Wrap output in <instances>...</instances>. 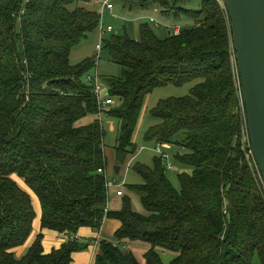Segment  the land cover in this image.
I'll use <instances>...</instances> for the list:
<instances>
[{
    "label": "trees",
    "instance_id": "obj_1",
    "mask_svg": "<svg viewBox=\"0 0 264 264\" xmlns=\"http://www.w3.org/2000/svg\"><path fill=\"white\" fill-rule=\"evenodd\" d=\"M96 1L0 0V264H71L83 245L79 229L99 231L107 218L121 222L120 243L101 240L93 264H165L160 248L177 254L169 264H251L255 254L264 264V192L240 141L228 13L216 0H124L155 3L169 18L185 19L179 34L162 37L145 22L138 39L114 31L103 38L102 50L122 74L104 79L115 103L100 109L86 80L96 56L71 61L72 51L99 28ZM188 83H194L188 95L162 99L151 111L157 122L145 134L171 153L177 149L180 188L156 155L153 165H133L141 183L125 184L145 212L133 208L128 194L119 210H110L99 172L108 169L104 122L78 121L102 113L116 120L122 169L137 152L134 137L148 95ZM15 176L39 198L42 230L67 235L59 249L45 253L39 232L17 257L14 249L32 235L36 211ZM125 240L150 244L144 263Z\"/></svg>",
    "mask_w": 264,
    "mask_h": 264
},
{
    "label": "rangeland",
    "instance_id": "obj_2",
    "mask_svg": "<svg viewBox=\"0 0 264 264\" xmlns=\"http://www.w3.org/2000/svg\"><path fill=\"white\" fill-rule=\"evenodd\" d=\"M115 8L112 10H106L105 16L103 18V21L106 25H112L114 27V32L119 34H129V36L138 39L140 36V25L143 23H149L151 27L159 34L160 36L164 37L166 34L169 33L168 30H163L160 28L161 25H164V23H160L157 21V23H151L149 19L142 18L138 19V14H131L130 10L126 8L125 1L124 0H113ZM92 7V6H91ZM93 8V7H92ZM95 9H98V7H95ZM151 11H148L147 15H155L157 19H163V16L166 17L163 12H154L153 9L150 8ZM159 19V20H160ZM172 21H174L176 24H179L181 20H184L185 18L182 16L181 19L177 18H170ZM141 23V24H140ZM140 24V25H139ZM110 33L104 34V37L109 36ZM100 43V31L97 29L94 32L90 33L89 36L84 39L78 47H76L71 54V61L73 64H77L81 62L82 60L90 57H94L97 52V44ZM235 51L231 50V55L235 56ZM98 70L101 80H102V97L107 96L109 93L108 88L104 85V79L106 77H112V76H121L122 74V67L115 62H113L110 59V55L106 50H101L100 52V58L98 60L97 66H94L93 69H91L90 72ZM194 83H188L182 86H176V85H167L156 88L151 94L148 95L146 104L144 105L143 109V119L141 120L140 126H138V131L135 134L134 141L136 143L137 152L135 156L131 159L129 162H127L123 168L121 169L120 173L117 174L115 172V166L117 165V159H116V152H115V146L117 144V138H118V130L116 129V120L112 117L107 116L105 113L101 114V119L104 122L106 134H105V149H106V156L108 159V174L111 178H116L119 182L125 181V184H138L142 182V178L134 172L132 169L133 165L137 162H141L148 165H153L154 163V157L157 155V153L154 151V148L156 146V142L152 141H146L145 140V134L149 130L151 126H153L157 122V118L152 116V110L158 105V103L162 99H166L169 97H182L186 96L190 93V90L192 88ZM91 117H88V119ZM78 125V124H77ZM88 125V124H87ZM83 126V125H78ZM113 126V128H112ZM141 148H143L141 150ZM177 150L176 148L172 149ZM171 155L173 156V154ZM253 160V159H251ZM250 160V161H251ZM175 169L168 171V176L171 179V181L174 183V185L179 189L180 183H179V174L183 172L184 168L175 163ZM256 165V163H255ZM257 167V166H256ZM16 179H19V181H23V185L26 186L24 180L18 176H15ZM256 179L259 185L260 190H263V185L259 177V173H256ZM23 186V187H25ZM28 191L33 192L32 190H29V188L25 187ZM125 189L126 186H125ZM30 192V193H31ZM34 193V192H33ZM125 195V193H124ZM110 196V195H109ZM38 197V196H37ZM134 202V209L138 212H145V209L139 199V196L135 197L133 200ZM109 208V207H108ZM101 230V229H100ZM99 230V231H100ZM98 231V232H99ZM66 235V234H63ZM78 236V235H77ZM110 239H114V236H112V233L108 235ZM44 240V239H43ZM67 240V237L64 236V241ZM79 241V239H78ZM126 242V240H125ZM131 242V244H130ZM130 245H129V244ZM29 245V244H28ZM27 247L29 248V246ZM99 246V245H98ZM27 248V249H28ZM127 250H130L134 253L136 258L144 263L146 261L145 254L146 252L151 248L149 243L142 242V241H130L126 242ZM26 249V251H27ZM161 253L162 259L165 264H169L175 256H177L176 253L158 249ZM15 251V250H14ZM53 251V250H52ZM17 257H22L25 252L21 255L15 251ZM251 264H261L258 254H255Z\"/></svg>",
    "mask_w": 264,
    "mask_h": 264
},
{
    "label": "water",
    "instance_id": "obj_3",
    "mask_svg": "<svg viewBox=\"0 0 264 264\" xmlns=\"http://www.w3.org/2000/svg\"><path fill=\"white\" fill-rule=\"evenodd\" d=\"M241 78L251 148L264 181V0H224ZM121 166H115L119 174ZM87 245H81L85 249Z\"/></svg>",
    "mask_w": 264,
    "mask_h": 264
},
{
    "label": "crops",
    "instance_id": "obj_4",
    "mask_svg": "<svg viewBox=\"0 0 264 264\" xmlns=\"http://www.w3.org/2000/svg\"><path fill=\"white\" fill-rule=\"evenodd\" d=\"M124 3L126 5V8H128L130 10L131 14H135V13L138 14V16H137L138 19L146 18V19H149V21H150V18L154 17L156 19V21H159L160 23L161 22L164 23V25H161L160 28H162L163 30H168L169 33H171L173 30H176V28H178V27L181 28L174 21H172L166 14H165L166 17L163 16V19L159 18L160 20L157 19L155 15H147L148 14L147 12L151 11L150 8H152L153 9L152 11H154V12H159V11L162 12V10L158 4L152 3V4H149L147 6H141V5H131V4H128L126 2H124ZM114 8H115V6H114ZM98 11H99V7H98ZM105 13H106V11H105ZM104 16H105V14H104ZM154 23H157V22H154ZM98 30H99V28H98ZM143 115H144V113H143ZM88 117H91V118L88 119ZM101 117H102L101 114L87 116V117L79 120L77 124L78 125H87V124L92 123L97 118L101 119ZM142 119H143V117H142ZM112 128H113V126H112ZM17 180L22 186H25L22 183L23 181L21 182V181H19V179H17ZM29 192H31V191H29ZM124 193L130 195L132 200L135 197H137V194L135 192H130L128 189H125V187H124ZM30 194L33 197V205H34V208L36 211V218L33 222V233L25 245L17 247L14 250L17 251V253L19 255L23 254L24 252H26V249L28 248L27 245L28 244L31 245L35 235L39 232H42L44 234L43 246H44L45 253H51L53 249H59L62 246V244L65 242L64 241V235H63V233H60V232L54 231V230H49V229L42 230V227H41V218H42L41 202L35 193L31 192ZM122 198H123L122 196L117 195L116 189H113L110 192V196H109V201H108L109 209L110 210H119L122 207ZM133 206H134V202H133ZM120 227H121V222L117 219H114V218L105 219L103 226L101 227V230L99 232L96 231L95 229L91 228V227H88V226L81 227L79 229L77 235L79 237L80 243H83V245H87V247L85 249H80V251L73 253V262L71 264H93L95 257H96V254L98 253L99 242L103 239H107L110 241L117 242L115 234H116V231ZM110 233H112V236H114V239H110L108 237V235ZM126 242H128V240H126ZM130 244H131V242H130Z\"/></svg>",
    "mask_w": 264,
    "mask_h": 264
},
{
    "label": "built area",
    "instance_id": "obj_5",
    "mask_svg": "<svg viewBox=\"0 0 264 264\" xmlns=\"http://www.w3.org/2000/svg\"><path fill=\"white\" fill-rule=\"evenodd\" d=\"M216 1L227 12L224 0H216ZM95 5L97 7H99V13L101 14V22L99 25L100 43H98L97 47H96L99 52H97V54L95 55L96 56L95 66H97L98 60L100 58V52L102 50L104 34L114 31V27L112 25H106L104 23V21H103L104 14H105L106 10L112 11L114 9L115 5H114L113 0H98L95 2ZM22 13H24V10L22 11ZM150 22L154 23L157 21L154 17H151ZM174 31L176 34H179L180 28L178 27ZM234 53H235V57H236V52H234ZM236 67H237L236 68L237 75H236L235 84H236L237 95L240 99L239 111H240L241 119H242V130L240 133V138H241L240 141H241V144L243 146L242 148L245 152L247 159L249 161L251 159H253L255 161L254 152H253V149L251 148V140H250V135H249V130H248V123H247V112H246V106H245L244 97H243V90H242V84H241V78H240V74H239L238 65ZM86 80L91 85H93L94 94L97 97L100 109L115 103V99L109 93L107 94V96L102 97V95H101L102 94V87H103L102 86V80H101L100 74H99L97 69L95 71L87 73L86 74ZM167 148L169 149L168 144H166L165 142L158 141V142H156V146L154 148V151L157 153V155H159L162 158L163 163H164L167 171H171V170L175 169V164L173 162L174 161L173 156L171 155V152ZM142 149L143 148H141V150ZM99 172L103 173L105 176L106 188H107L109 195L113 189H116L117 195H119V196L124 195V187L126 186L125 181L119 182L116 178H111L108 174L107 169H99ZM259 177H260V180L262 182L263 192H264V181L262 179L260 171H259ZM64 236L67 237V235H64ZM76 239L77 240L79 239V237L77 235H76ZM119 243H120V241H117V244H119Z\"/></svg>",
    "mask_w": 264,
    "mask_h": 264
}]
</instances>
